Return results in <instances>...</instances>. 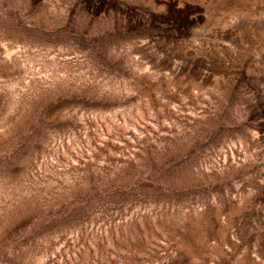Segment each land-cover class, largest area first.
Returning a JSON list of instances; mask_svg holds the SVG:
<instances>
[{
    "label": "rangeland",
    "instance_id": "obj_1",
    "mask_svg": "<svg viewBox=\"0 0 264 264\" xmlns=\"http://www.w3.org/2000/svg\"><path fill=\"white\" fill-rule=\"evenodd\" d=\"M0 264H264V0H0Z\"/></svg>",
    "mask_w": 264,
    "mask_h": 264
}]
</instances>
